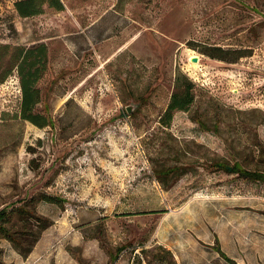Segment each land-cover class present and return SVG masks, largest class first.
<instances>
[{
    "label": "rangeland",
    "instance_id": "1",
    "mask_svg": "<svg viewBox=\"0 0 264 264\" xmlns=\"http://www.w3.org/2000/svg\"><path fill=\"white\" fill-rule=\"evenodd\" d=\"M18 1L0 0V43L47 46L34 112L52 127L20 118L15 72L0 82V211L38 199L54 263L264 264V181L217 167L264 174V0H44L28 18Z\"/></svg>",
    "mask_w": 264,
    "mask_h": 264
},
{
    "label": "trees",
    "instance_id": "2",
    "mask_svg": "<svg viewBox=\"0 0 264 264\" xmlns=\"http://www.w3.org/2000/svg\"><path fill=\"white\" fill-rule=\"evenodd\" d=\"M44 0H20L15 3V9L22 18L32 17L42 12V8L36 9ZM48 6L57 11L64 9L60 0H48ZM203 54L220 61L229 59L222 54H231L221 48L211 47L203 51ZM235 59L243 55L242 51H236ZM48 63V48L44 43H32L27 46H13L0 43V82H3L13 72L19 78L21 98L19 100V116L39 128L52 127V123L46 117L35 114V107L40 103V91L38 82L44 76ZM193 97L189 89L175 93L165 111L163 124L168 126L172 120L174 111H187ZM220 169H225L230 174H238L244 180L252 182L264 181V174L257 171L244 169L239 163L232 167L217 164ZM174 172V171H173ZM48 202L58 203L57 198H47ZM38 199L30 198L21 205L10 210L0 211V240L7 241L11 248L22 258H26L39 240L41 233L46 230L50 223L38 215L36 207ZM0 264L3 262V249L0 247Z\"/></svg>",
    "mask_w": 264,
    "mask_h": 264
},
{
    "label": "crops",
    "instance_id": "3",
    "mask_svg": "<svg viewBox=\"0 0 264 264\" xmlns=\"http://www.w3.org/2000/svg\"><path fill=\"white\" fill-rule=\"evenodd\" d=\"M49 238L46 230L34 246L32 252L26 258H22L17 254L9 244L7 247H4L3 262L5 264H77L73 259L65 263H61L60 261L54 263V256L51 255Z\"/></svg>",
    "mask_w": 264,
    "mask_h": 264
},
{
    "label": "built area",
    "instance_id": "4",
    "mask_svg": "<svg viewBox=\"0 0 264 264\" xmlns=\"http://www.w3.org/2000/svg\"><path fill=\"white\" fill-rule=\"evenodd\" d=\"M15 73H14L13 77L11 78V84L14 87V89L16 90L17 96L19 97V100H20V98H21V89H20L18 77H17V75Z\"/></svg>",
    "mask_w": 264,
    "mask_h": 264
},
{
    "label": "water",
    "instance_id": "5",
    "mask_svg": "<svg viewBox=\"0 0 264 264\" xmlns=\"http://www.w3.org/2000/svg\"><path fill=\"white\" fill-rule=\"evenodd\" d=\"M191 61H192L193 63H196L198 60H197V58H195V57H194V58H192V60H191ZM127 111L129 112V111H130V109H128Z\"/></svg>",
    "mask_w": 264,
    "mask_h": 264
},
{
    "label": "bare ground",
    "instance_id": "6",
    "mask_svg": "<svg viewBox=\"0 0 264 264\" xmlns=\"http://www.w3.org/2000/svg\"><path fill=\"white\" fill-rule=\"evenodd\" d=\"M193 66H196V64H192Z\"/></svg>",
    "mask_w": 264,
    "mask_h": 264
}]
</instances>
